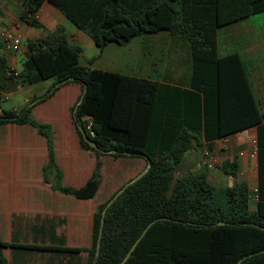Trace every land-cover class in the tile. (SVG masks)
<instances>
[{
	"label": "trees",
	"instance_id": "1",
	"mask_svg": "<svg viewBox=\"0 0 264 264\" xmlns=\"http://www.w3.org/2000/svg\"><path fill=\"white\" fill-rule=\"evenodd\" d=\"M17 1L22 6L19 19L31 26L38 25L35 15L42 3L48 2L91 39L99 54L109 43L125 45L143 34L167 32L185 44L190 73L188 87L183 88L81 66L80 49L69 43L62 28L26 43L27 53L18 73L0 54V91L5 85L9 91L18 85L52 80L39 102L66 84L81 87V95L70 109L72 122L80 145L92 151L96 161L90 177L78 189L61 185L51 130L30 117L31 105L0 115V125L29 124L45 138L48 163L43 179L48 183L47 171L56 170L53 190L79 200L92 199L101 182L103 155L139 158L150 164L145 175L106 209L102 226L101 211L116 191L97 206L89 248L0 242V264H6L1 253L6 246L85 252L86 264H118L152 221L124 264H237L239 260V264H264V116L240 57L232 54L219 59L216 55L218 28L263 13L264 0ZM251 127L256 128L257 161L253 209L248 204L247 183L236 181L235 159L220 166L223 174L235 180L229 187L217 189L207 179L211 170L205 168L174 178L184 154L194 146L210 151L214 139ZM80 129L96 149L83 140ZM201 135L206 144L200 141Z\"/></svg>",
	"mask_w": 264,
	"mask_h": 264
},
{
	"label": "crops",
	"instance_id": "2",
	"mask_svg": "<svg viewBox=\"0 0 264 264\" xmlns=\"http://www.w3.org/2000/svg\"><path fill=\"white\" fill-rule=\"evenodd\" d=\"M21 11L22 6L17 0H0V31L10 29L21 36V47L17 53L0 52L8 67L16 73L21 70L28 41L41 39L62 28L68 35L69 43L80 49L81 66L188 87L190 62L185 44L172 38L167 32L135 37L140 39L138 44L134 43L135 38L125 45L109 43L99 54L85 33L77 28L67 31L62 27L66 22L65 17L48 2H43L37 11V26L21 21ZM84 48L91 49V58H85ZM232 54H237L245 64L253 96L264 116V12L218 28L217 58L222 59ZM89 60H92L91 65L88 64ZM48 81H51L49 85H43ZM52 84V80H46L32 85H18L9 91L5 85L0 91V99H7L12 94H22L24 102L12 109L15 110L42 97ZM80 95L81 87L76 83H69L55 90L48 98L32 104L30 110L32 119L49 126L51 130L54 164L60 172L61 185L74 189L86 183L96 161L94 153L80 145L72 122L70 109L77 103ZM2 112L0 109V115ZM255 135L256 128L251 127L211 141L210 151L219 161V167L207 172L208 181L214 183L222 176L229 177L222 173L220 166L225 160L235 159L238 166L236 181H245L249 185L255 179L254 183L257 185L256 153L251 156L255 148ZM200 141L206 144L202 135ZM106 156L100 157L101 182L95 196L79 200L51 188L56 183L55 169L47 171L48 183L44 182L43 168L48 163V150L45 138L35 128L29 124L0 125V242L89 248L93 214L98 205L118 190L115 189V182L111 185L104 184ZM118 159L141 161L143 168L145 165L139 158ZM1 253L6 264L87 262L85 252L40 251L6 246L1 248Z\"/></svg>",
	"mask_w": 264,
	"mask_h": 264
},
{
	"label": "rangeland",
	"instance_id": "3",
	"mask_svg": "<svg viewBox=\"0 0 264 264\" xmlns=\"http://www.w3.org/2000/svg\"><path fill=\"white\" fill-rule=\"evenodd\" d=\"M67 31H72L75 29V27L66 20L65 24L62 26ZM140 39L135 38V44L140 43ZM97 48V47H96ZM85 58H91L92 51L91 49L84 48L83 50ZM51 81L46 82L43 85H49ZM23 96L20 93L12 94L7 96V99H0V109L3 111H11L16 106H21L23 104ZM205 149H201L200 147H193L192 150L186 152L184 154V157L182 161L179 164V168L177 172L174 174V178L183 177L184 175L191 173L199 172L202 168H204L202 165L200 166L199 163H201L202 154ZM106 162H104V181L105 185H111L112 183H116L115 189H119L124 183H126L132 176H134L136 173H138L142 168V162H136L132 159H118L113 158L110 155L106 156ZM119 163V164H118ZM219 167V165L217 166ZM101 171V170H100ZM251 182L248 186L249 189L252 187H256V183ZM235 183V180L233 178H229L226 176H222L219 179H216L214 183H212L217 189H222L224 187L232 186ZM254 206L252 204L253 209Z\"/></svg>",
	"mask_w": 264,
	"mask_h": 264
},
{
	"label": "built area",
	"instance_id": "4",
	"mask_svg": "<svg viewBox=\"0 0 264 264\" xmlns=\"http://www.w3.org/2000/svg\"><path fill=\"white\" fill-rule=\"evenodd\" d=\"M36 15H35V18H36ZM20 47H21L20 34L13 32L10 29H3L0 31V52L1 53L15 54L20 50ZM14 74L16 75V73ZM89 126L90 125L87 126V129H89ZM90 134L91 136H93L92 132H90ZM224 142H227V141L225 140ZM255 153H256V147L251 152V156L253 157ZM201 165L207 170H213L219 165V161L216 159V157L211 151L204 150L202 154ZM256 201H257L256 187H252L251 189H249V193H248L249 206L252 208V204L254 206Z\"/></svg>",
	"mask_w": 264,
	"mask_h": 264
},
{
	"label": "water",
	"instance_id": "5",
	"mask_svg": "<svg viewBox=\"0 0 264 264\" xmlns=\"http://www.w3.org/2000/svg\"><path fill=\"white\" fill-rule=\"evenodd\" d=\"M38 99H36L35 101L31 102L29 105L34 104L35 102H37ZM80 133L82 135L83 140L89 145V147L96 149V145L94 144L93 141H91L86 133L84 132V130L80 129ZM109 153H114V151H108ZM150 167L149 161L147 160V164L145 165V167L139 172L137 173L134 177H132L130 180H128L126 183H124L114 194V196L107 202L106 206L104 207V209H102L101 211V218H100V226H102L103 224V220H104V215H105V211L106 209L112 204V202L131 184H133L134 182H136L138 179H140L142 176L145 175V173L148 171ZM160 220V219H159ZM154 221H152L151 223H149L147 225V227L144 229V231L141 233V235L133 242V244L131 245V247L129 248V250L127 251V253L124 255V257L122 258V260L118 263V264H124L126 262V260L128 259V257L130 256L131 252L134 250L135 246L137 245V243L139 242V240L141 239V237L143 236L144 232L150 227V225L153 223ZM221 224V223H220ZM100 238H101V229L99 230L98 233V237H97V241H96V247H95V257L98 256L99 254V247H100ZM241 262V260L238 261L237 264H239Z\"/></svg>",
	"mask_w": 264,
	"mask_h": 264
}]
</instances>
